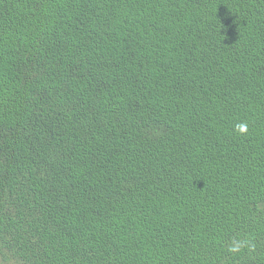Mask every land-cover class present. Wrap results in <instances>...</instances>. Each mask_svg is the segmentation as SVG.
Listing matches in <instances>:
<instances>
[{"label": "trees", "instance_id": "trees-1", "mask_svg": "<svg viewBox=\"0 0 264 264\" xmlns=\"http://www.w3.org/2000/svg\"><path fill=\"white\" fill-rule=\"evenodd\" d=\"M0 264H264V0H0Z\"/></svg>", "mask_w": 264, "mask_h": 264}, {"label": "clouds", "instance_id": "clouds-1", "mask_svg": "<svg viewBox=\"0 0 264 264\" xmlns=\"http://www.w3.org/2000/svg\"><path fill=\"white\" fill-rule=\"evenodd\" d=\"M235 130L238 132H246L247 131V123H238L235 125Z\"/></svg>", "mask_w": 264, "mask_h": 264}]
</instances>
